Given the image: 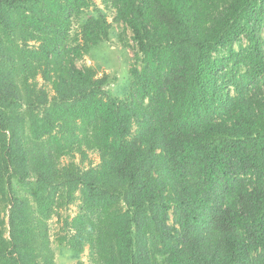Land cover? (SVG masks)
I'll use <instances>...</instances> for the list:
<instances>
[{
	"label": "trees",
	"instance_id": "trees-1",
	"mask_svg": "<svg viewBox=\"0 0 264 264\" xmlns=\"http://www.w3.org/2000/svg\"><path fill=\"white\" fill-rule=\"evenodd\" d=\"M100 2L0 0V264H264V0Z\"/></svg>",
	"mask_w": 264,
	"mask_h": 264
},
{
	"label": "rangeland",
	"instance_id": "rangeland-1",
	"mask_svg": "<svg viewBox=\"0 0 264 264\" xmlns=\"http://www.w3.org/2000/svg\"><path fill=\"white\" fill-rule=\"evenodd\" d=\"M94 2L102 8L100 0H94ZM108 20H111L112 13L107 11ZM122 28L121 24L112 23V30L110 37L106 41H102L93 45L89 53L86 54L82 60L78 62L79 65L87 64L97 68L98 73H108L110 77H114L111 83L108 85L109 91L114 96H122L127 88L130 80L129 66L132 61L133 50L130 46H122L118 40L117 34ZM130 32L127 29L125 32L126 38L129 39ZM131 44V41H129ZM90 162L95 164L98 162V157L95 153H89ZM64 161L66 158L63 159ZM78 161V158H75ZM88 163H84L86 166ZM76 210V205L72 204L63 209L62 215H73ZM51 247L54 250L55 264H73L76 258L70 255L64 244H59L56 241L57 235L60 233V222L56 220V217H52L48 220ZM85 264H92L88 259V250L85 249L78 257Z\"/></svg>",
	"mask_w": 264,
	"mask_h": 264
}]
</instances>
